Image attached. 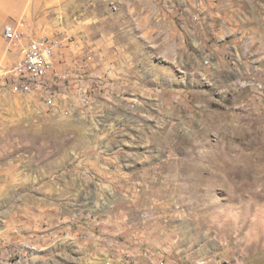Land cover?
I'll list each match as a JSON object with an SVG mask.
<instances>
[{
  "label": "rangeland",
  "instance_id": "374dc122",
  "mask_svg": "<svg viewBox=\"0 0 264 264\" xmlns=\"http://www.w3.org/2000/svg\"><path fill=\"white\" fill-rule=\"evenodd\" d=\"M2 1L0 67L11 25L63 79L48 106L0 87V255L264 264V0Z\"/></svg>",
  "mask_w": 264,
  "mask_h": 264
},
{
  "label": "built area",
  "instance_id": "2783aa9c",
  "mask_svg": "<svg viewBox=\"0 0 264 264\" xmlns=\"http://www.w3.org/2000/svg\"><path fill=\"white\" fill-rule=\"evenodd\" d=\"M2 34L16 52L10 66L0 67V87L16 95L34 96L42 105H54L62 94L60 81L63 79L54 69L55 41L31 36L22 38L11 25H5ZM25 262L23 256L0 255V264Z\"/></svg>",
  "mask_w": 264,
  "mask_h": 264
},
{
  "label": "crops",
  "instance_id": "0c3cea01",
  "mask_svg": "<svg viewBox=\"0 0 264 264\" xmlns=\"http://www.w3.org/2000/svg\"><path fill=\"white\" fill-rule=\"evenodd\" d=\"M66 235L79 248L88 253H96V230L92 223L82 222L80 225L69 226Z\"/></svg>",
  "mask_w": 264,
  "mask_h": 264
},
{
  "label": "bare ground",
  "instance_id": "6f19581e",
  "mask_svg": "<svg viewBox=\"0 0 264 264\" xmlns=\"http://www.w3.org/2000/svg\"><path fill=\"white\" fill-rule=\"evenodd\" d=\"M13 1V0H12ZM14 2V1H13ZM2 3H3V1L2 0H0V4L2 5Z\"/></svg>",
  "mask_w": 264,
  "mask_h": 264
}]
</instances>
